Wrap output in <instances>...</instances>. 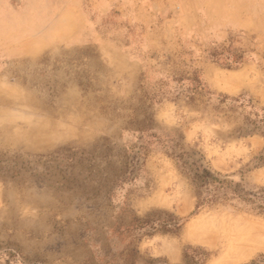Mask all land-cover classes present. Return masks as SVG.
<instances>
[{
	"label": "rangeland",
	"instance_id": "rangeland-1",
	"mask_svg": "<svg viewBox=\"0 0 264 264\" xmlns=\"http://www.w3.org/2000/svg\"><path fill=\"white\" fill-rule=\"evenodd\" d=\"M0 264H264V0H0Z\"/></svg>",
	"mask_w": 264,
	"mask_h": 264
}]
</instances>
